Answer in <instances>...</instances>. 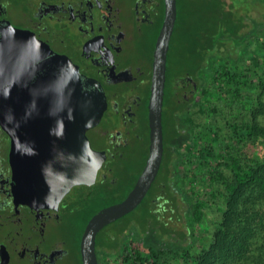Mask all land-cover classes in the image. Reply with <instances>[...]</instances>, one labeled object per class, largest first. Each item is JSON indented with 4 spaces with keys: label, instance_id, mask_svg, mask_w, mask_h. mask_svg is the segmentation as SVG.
Here are the masks:
<instances>
[{
    "label": "trees",
    "instance_id": "trees-1",
    "mask_svg": "<svg viewBox=\"0 0 264 264\" xmlns=\"http://www.w3.org/2000/svg\"><path fill=\"white\" fill-rule=\"evenodd\" d=\"M221 11L222 5L212 36L205 42L200 36L199 45L184 56L190 64L183 76L170 68L176 23L164 100V159L146 199L131 213L140 210L138 216L118 230L121 242L115 243H122V250L117 264H264V26L253 30L247 21L236 22L230 14L223 40H217L226 21ZM226 38L246 44L237 59L220 55ZM256 44L262 45L259 53L252 49ZM209 53L212 64L207 67ZM250 58L253 65H246ZM202 70L206 73L199 77ZM188 75L199 85L190 102L176 87ZM252 75L257 80L250 85ZM207 132L215 133L221 146L218 152ZM193 156L205 161L196 163L200 182L190 180L196 170L190 167ZM147 157L148 151L129 192ZM120 161L118 182L101 187L100 205L93 214L126 198L119 194L126 182L121 172L128 165L125 159ZM207 188L210 193L202 197ZM180 207L185 208L183 214ZM177 226L185 229L177 230ZM203 229L207 243L196 248ZM124 230H130L126 243Z\"/></svg>",
    "mask_w": 264,
    "mask_h": 264
},
{
    "label": "flooded vegetation",
    "instance_id": "flooded-vegetation-1",
    "mask_svg": "<svg viewBox=\"0 0 264 264\" xmlns=\"http://www.w3.org/2000/svg\"><path fill=\"white\" fill-rule=\"evenodd\" d=\"M164 17V0H0V40L7 41L1 56L17 53L13 28L33 35L100 83L108 102L100 125L87 134L92 147L108 156L97 182L74 187L59 204L35 198V190L33 200L23 196L11 162L12 139L0 125V264H83L81 240L101 187L118 182L117 165L133 147L147 142L149 156L150 88ZM176 87L186 102L198 94L189 75ZM114 224L98 234V264L118 263L122 243L117 245ZM129 237L124 230V243Z\"/></svg>",
    "mask_w": 264,
    "mask_h": 264
},
{
    "label": "water",
    "instance_id": "water-1",
    "mask_svg": "<svg viewBox=\"0 0 264 264\" xmlns=\"http://www.w3.org/2000/svg\"><path fill=\"white\" fill-rule=\"evenodd\" d=\"M164 7L150 88L149 156L126 198L89 220L81 240L83 264H98V234L142 205L163 163L168 55L178 0H164ZM10 35L17 53L0 55V125L12 139L11 162L23 196L33 200L35 190V198L59 204L74 187L96 184L108 159L106 152L92 147L87 135L100 125L108 108L107 96L100 83L33 35L14 28ZM6 42L3 37L0 48Z\"/></svg>",
    "mask_w": 264,
    "mask_h": 264
},
{
    "label": "rangeland",
    "instance_id": "rangeland-1",
    "mask_svg": "<svg viewBox=\"0 0 264 264\" xmlns=\"http://www.w3.org/2000/svg\"><path fill=\"white\" fill-rule=\"evenodd\" d=\"M220 5H222L221 12L224 16H226V21L222 24V26H224L223 29L219 30L216 35L217 40H223L222 34L224 35L225 29L229 27V24H227V20L229 19L230 14L231 16H233V19L236 22L244 20V23H246L247 21L248 24L253 28V30L255 28H260L261 26V28H263L264 0H178L177 30L173 40V52L170 67L174 74H179L183 76L186 72H189L188 65L190 64V61L184 56L187 55L189 51H191L193 48L199 45L198 41H201L199 39L200 36L203 37L202 40L204 42L206 41L207 37L212 36V28L215 27L218 23L217 12L220 11ZM252 33L254 34L253 31ZM225 36H229V34H225ZM238 42L240 41L237 38H235L234 40L226 38L225 45L220 48V55L223 57L225 55H230L231 58L237 59L239 57V54L242 52L244 46L246 45L243 42ZM151 44V38L145 39L144 46L147 50L150 48ZM261 47L262 45L256 44L255 47H252V49L254 48L255 51H258L259 53L261 51ZM251 59L252 58H250L249 60L247 59L246 65L252 64ZM205 62L207 67L209 66V64H212V58L210 53L208 54ZM256 64H258V62ZM258 65L260 67L261 63L259 62ZM205 73L206 71L204 70L200 71L199 77ZM256 80V76L252 75L251 78H249L250 85L254 84ZM207 133L209 135V138L212 139V141L214 142L213 148L215 149V151L218 152L221 146H219L217 142L215 133ZM147 149V142L144 141L140 145L133 147L132 151L126 156L125 161L128 165V169L121 172V175H124L126 177V182L121 187L119 194L120 196L129 194L128 192L131 188L134 178H136L140 174L143 159L146 156ZM199 160L205 162L202 158H199ZM199 160L196 161L195 157L192 158L193 164L190 167L192 170H196L194 171L193 176L192 174L190 175L192 177L190 179L191 181L196 180L198 178V181L200 182L199 176L202 174L198 172L196 165V163H199ZM209 165L212 167L210 161ZM204 171L205 170H203V172ZM185 173L186 171L183 174L185 175ZM205 191L206 192H203L202 197H205V193H210V190L208 188ZM98 205H100L99 201L96 202V206ZM184 209L185 208L180 207V214L184 213ZM139 212L140 210L136 211L134 214L128 215L124 220L117 221L113 225L114 228L117 230L124 228L123 226H125V224L128 225L131 219L138 216ZM184 227L177 226V230H184ZM130 228L132 229L131 224ZM202 232L204 234H199L197 237L196 248H200L203 242V245L207 243L206 237H204L206 236V230L203 229Z\"/></svg>",
    "mask_w": 264,
    "mask_h": 264
}]
</instances>
